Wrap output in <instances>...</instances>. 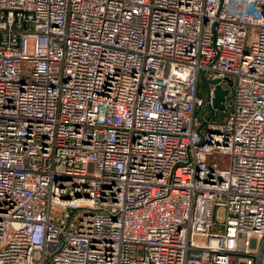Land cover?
Returning a JSON list of instances; mask_svg holds the SVG:
<instances>
[{"label": "built area", "instance_id": "obj_1", "mask_svg": "<svg viewBox=\"0 0 264 264\" xmlns=\"http://www.w3.org/2000/svg\"><path fill=\"white\" fill-rule=\"evenodd\" d=\"M0 264H264V0H0Z\"/></svg>", "mask_w": 264, "mask_h": 264}, {"label": "water", "instance_id": "obj_2", "mask_svg": "<svg viewBox=\"0 0 264 264\" xmlns=\"http://www.w3.org/2000/svg\"><path fill=\"white\" fill-rule=\"evenodd\" d=\"M201 83L208 89V84L212 83L215 85L213 89V99H212V107L210 108V114L213 113L214 110L221 111L224 108V101L226 99V95L228 90L222 89L220 86L216 85V80H207L202 74L200 77Z\"/></svg>", "mask_w": 264, "mask_h": 264}, {"label": "rangeland", "instance_id": "obj_3", "mask_svg": "<svg viewBox=\"0 0 264 264\" xmlns=\"http://www.w3.org/2000/svg\"><path fill=\"white\" fill-rule=\"evenodd\" d=\"M199 94H200L201 97L206 98V95H207V88H206L202 83H201V85H200V91H199ZM227 100H228L229 102L231 101V99H227ZM226 111H227L226 108H224V109L221 110V111L216 110V111H215V116H216V118H217V119L222 118V117L224 116V113H226Z\"/></svg>", "mask_w": 264, "mask_h": 264}]
</instances>
